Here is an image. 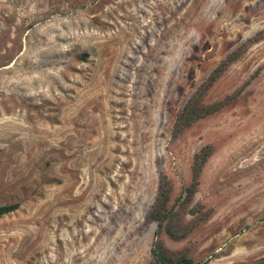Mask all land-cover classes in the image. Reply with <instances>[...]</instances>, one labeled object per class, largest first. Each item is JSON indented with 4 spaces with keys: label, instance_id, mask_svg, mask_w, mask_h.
Returning <instances> with one entry per match:
<instances>
[{
    "label": "rangeland",
    "instance_id": "374dc122",
    "mask_svg": "<svg viewBox=\"0 0 264 264\" xmlns=\"http://www.w3.org/2000/svg\"><path fill=\"white\" fill-rule=\"evenodd\" d=\"M264 29V0H0V264H149L162 173L186 215L162 237L201 264L264 256V37L207 100L237 101L178 135L177 114L234 48Z\"/></svg>",
    "mask_w": 264,
    "mask_h": 264
},
{
    "label": "trees",
    "instance_id": "16d2710c",
    "mask_svg": "<svg viewBox=\"0 0 264 264\" xmlns=\"http://www.w3.org/2000/svg\"><path fill=\"white\" fill-rule=\"evenodd\" d=\"M264 37V29L259 30L248 41L243 42L229 52L220 63L212 70L209 76L196 88L194 93L185 102L173 125V133L180 134L185 129L191 127L198 120L215 114L223 108L235 103L239 98L242 90H237L225 98L217 101H208L207 95L216 82L223 74L236 62L248 49L249 43ZM215 147L213 144H206L195 154L192 164V179L189 185L184 188V191L176 201L171 203L173 184L167 174L162 173L158 194L155 202L148 215V220L157 222V230L151 247V259L149 264H201L194 257L190 256L186 250H173L169 248L162 234L166 233L174 240L185 238L194 228L193 224L186 222V215L199 214L198 222L209 218L211 211L204 210L199 204H194L189 212L190 206L195 200V195L201 183V176L204 166L209 158L214 153ZM1 156V150H0ZM20 203L14 202L10 204H0V216L10 214L19 209ZM232 264H264V256L237 261Z\"/></svg>",
    "mask_w": 264,
    "mask_h": 264
}]
</instances>
